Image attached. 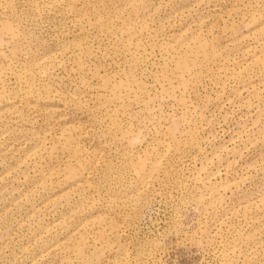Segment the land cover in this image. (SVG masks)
Segmentation results:
<instances>
[{
  "label": "rangeland",
  "instance_id": "rangeland-1",
  "mask_svg": "<svg viewBox=\"0 0 264 264\" xmlns=\"http://www.w3.org/2000/svg\"><path fill=\"white\" fill-rule=\"evenodd\" d=\"M0 264H264V0H0Z\"/></svg>",
  "mask_w": 264,
  "mask_h": 264
}]
</instances>
